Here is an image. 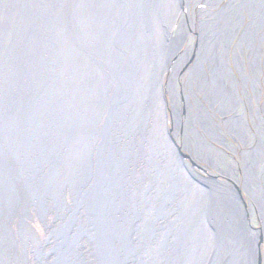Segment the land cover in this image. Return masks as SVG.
<instances>
[{
	"label": "bare ground",
	"instance_id": "6f19581e",
	"mask_svg": "<svg viewBox=\"0 0 264 264\" xmlns=\"http://www.w3.org/2000/svg\"><path fill=\"white\" fill-rule=\"evenodd\" d=\"M253 1L255 6L249 9L250 16L256 20V25H264V7H261L257 17L258 0ZM238 7L239 12L246 9L242 3ZM180 11L176 16L175 13L172 15L170 12L174 21L169 25L171 29L163 25L165 31L154 36L150 27L147 31L150 32L151 38L146 42L153 49L148 50L145 47L141 49L142 62L144 63L146 58V66L151 75L155 72L158 79H161L160 82H155L157 91L154 100L157 93L162 94L163 98L161 81L165 75L167 61L180 57V53L173 54L177 49V40L172 36ZM235 12L236 9L232 17L236 16ZM88 19L89 4L86 0H0V46H10L7 41H12L17 46L21 43L30 44L31 40L33 47H40L44 40L53 42L51 38L69 44L73 39L85 35V21ZM219 19L215 17V23L212 25L220 32L219 35L222 37L218 41L224 46L217 51L215 58L210 57L211 50L208 59L204 61L212 68L221 66L225 62L227 43L231 37V34L226 33V25L229 26V21L224 17L225 22L221 23ZM154 25L160 28L159 22ZM251 26L247 25L245 29L247 41L251 38L253 40L257 35V30L250 31ZM103 33L105 34V31ZM134 41L136 44L142 42L136 39ZM4 53L7 52L0 50V71L8 64L6 58L1 56ZM37 58L36 56L34 59ZM1 108L6 111L5 107L1 106ZM162 110L155 111L150 116V121L157 119L159 127L163 130L152 132L154 127L149 126V130L152 131L147 133L145 127L135 135V138L127 133L120 137L115 136L109 130L106 150L111 152L116 148H122L128 152L122 154V151H118L120 163L111 164L100 160L101 150L98 151L99 142L96 137L98 133H87L93 139L88 151L74 149V144L71 142L72 158L83 166L84 185L81 183L75 185V182L70 185V179L74 180L70 170L57 166L58 160L62 159L60 158L62 156L58 155L59 149L50 142L46 146L38 142L41 137L37 131H28L27 138L17 134L23 142L22 147L17 149L20 153L15 152L16 148L10 144L13 134L1 131L0 211L5 210L11 215L12 211L21 206V209L28 213V203L20 202L21 191L18 188L20 185L27 193L31 204L40 211L41 218L52 210L59 215L58 231H65L66 239L54 250L58 259L51 264H83L81 255L74 257L72 254L76 246L75 233L84 231V228H87L89 233L81 237L79 248L85 241L90 247L92 259L101 263V219L104 222L108 221V224L103 225L104 234H112L118 238L120 233L118 253L115 254L122 258L125 264H134L141 248L148 264H158L160 255L158 246L167 244L161 251L160 256H162L167 253L168 244L172 241L169 227L176 233L186 234L187 231L192 230L191 228L202 226L204 220L206 233L199 236L202 243L199 248L202 252L206 248L208 264H213L215 257L221 260V264H256L257 251L252 245L253 241L249 239L250 232L248 233L242 220L237 197L220 184L196 177L185 166L184 156L182 157L172 142L167 130L164 98ZM147 124L151 125V122ZM144 125L145 123L142 126ZM158 137L167 141V146L162 151L155 149L153 139ZM125 142H128L127 146ZM128 166L131 170L126 173ZM113 167L118 169L117 174L112 177L101 175V169ZM121 171L123 174L120 173ZM73 175L79 173L75 171ZM47 186L54 188V191H46ZM101 192H105L108 196L105 205H111V209L106 213L101 211L103 210ZM165 197L168 199L167 203ZM143 202L149 208V218L141 219L140 212H144L141 210ZM162 210H164L163 214ZM165 210H168V213ZM208 217H213L218 222H211ZM22 226L26 235L30 227L24 222ZM70 226H74V232L68 234ZM149 227L154 228V231L149 230ZM2 230L0 228V233ZM212 230H218L219 235L212 233ZM11 234V230L6 237L0 234L2 247L9 249L13 246L14 240ZM67 239L72 244L71 254L68 251L69 246L65 245ZM223 239H228L226 241L229 243L228 246L221 247ZM28 240L35 241L33 238ZM95 241L99 242V247L93 246ZM68 254L70 256L67 258ZM39 255V259L43 260L42 254Z\"/></svg>",
	"mask_w": 264,
	"mask_h": 264
},
{
	"label": "water",
	"instance_id": "95a60500",
	"mask_svg": "<svg viewBox=\"0 0 264 264\" xmlns=\"http://www.w3.org/2000/svg\"><path fill=\"white\" fill-rule=\"evenodd\" d=\"M86 1L89 4L86 33L69 44L51 38L53 42L44 40L40 47H33L31 40L30 44L17 46L7 41L10 46H0V50L7 52L1 56L8 61L6 68L0 71V132L13 134L10 144L19 153L17 149L23 142L17 134L27 138L31 130L40 134L38 142L44 146L49 142L56 145L60 151L58 155L62 156L57 166L68 168L74 178L70 179V185L74 182L75 185H84L83 166L72 158L71 142L74 149L88 151L93 139L87 133H98L100 160L117 164L120 163L118 151L122 154L128 152L122 148L111 152L106 150L109 130L115 136L127 133L133 138L145 127L147 133L152 131L149 126L154 127L152 132L163 130L157 119L150 121L155 111H163L162 94L157 93L154 100L155 82L161 79L155 72L151 75L146 58L142 62L141 49L152 48L146 42L151 38L147 30L152 27L155 36L165 31L163 25L171 29L169 25L174 21L170 12L176 16L181 8V0ZM157 22L160 23L159 29L154 25ZM135 39L142 41L141 44H136ZM149 122L151 125L147 124ZM153 140L157 151L166 148L165 138ZM130 170L128 166L126 173ZM75 171L79 175L74 176ZM117 173L118 169L114 167L101 169V175L107 177ZM45 190L53 192L54 188L47 186ZM107 201V194L101 192V211L104 213L111 209V205H105ZM165 202H168L166 197ZM141 210L144 212H140V218H149V208L144 202ZM208 219L218 222L213 217ZM105 224L108 221L101 219V264H125L115 254L118 253L120 233L118 238L104 234ZM191 229L185 234L176 233L169 227L172 241L162 256L161 251L167 244L158 246V264H208L206 248L204 252L199 248L202 245L199 236L206 233L205 220L202 226ZM149 230L154 231V228L149 227ZM211 232L219 235L218 230ZM226 241L228 239H223L221 247L228 246ZM134 261V264H148L143 248ZM220 261L215 257L213 264H221Z\"/></svg>",
	"mask_w": 264,
	"mask_h": 264
},
{
	"label": "flooded vegetation",
	"instance_id": "af4514ba",
	"mask_svg": "<svg viewBox=\"0 0 264 264\" xmlns=\"http://www.w3.org/2000/svg\"><path fill=\"white\" fill-rule=\"evenodd\" d=\"M241 1L246 9L232 17ZM263 1H257V17ZM253 6V0H181L172 33L177 40L173 54L180 53V57L167 61L161 82L167 130L184 156L185 166L196 177L220 184L237 197L257 251L256 264H264V25H256L251 18L249 9ZM215 17L221 23L227 18L226 33L231 37L225 62L212 68L204 61L211 50L210 57L215 58L224 46L218 41L220 32L212 25ZM247 25H252L251 32L257 30L250 41L246 38ZM18 188L21 204L29 205L28 213L21 206L11 215L0 211V234L6 237L11 230L14 240L9 249L0 245L1 264L54 263L58 259L54 250L66 239L65 231H58L60 217L52 210L41 218L25 190L20 185ZM39 220L43 222L40 226ZM23 222L30 227L26 235ZM83 230L75 233L72 255H81L83 264H101L92 259L85 241L79 248V240L89 233L87 228ZM73 232L74 226H70L68 234ZM98 243L93 242V246L99 247ZM65 245L71 254L68 239Z\"/></svg>",
	"mask_w": 264,
	"mask_h": 264
},
{
	"label": "rangeland",
	"instance_id": "374dc122",
	"mask_svg": "<svg viewBox=\"0 0 264 264\" xmlns=\"http://www.w3.org/2000/svg\"><path fill=\"white\" fill-rule=\"evenodd\" d=\"M241 3H242V1H241ZM237 5H238V4H237ZM235 9H236V12H235V14H236V15H238V13H239V7H238V8H235ZM22 196H23V198H22V199L25 201V200H26L25 193H22ZM39 222H40V223H37V225H39V226H40V225H42V223H43V222H42V221H40V220H39ZM41 222H42V223H41ZM47 224H48V223H47ZM41 227H42V226H41ZM21 262H22V261H20L19 263L17 262L16 264H20Z\"/></svg>",
	"mask_w": 264,
	"mask_h": 264
}]
</instances>
